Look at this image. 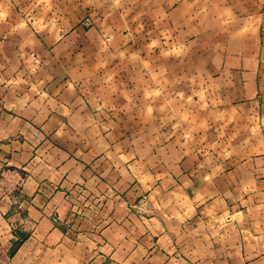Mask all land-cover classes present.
<instances>
[{
	"label": "crops",
	"instance_id": "1",
	"mask_svg": "<svg viewBox=\"0 0 264 264\" xmlns=\"http://www.w3.org/2000/svg\"><path fill=\"white\" fill-rule=\"evenodd\" d=\"M0 264H264V0H0Z\"/></svg>",
	"mask_w": 264,
	"mask_h": 264
}]
</instances>
